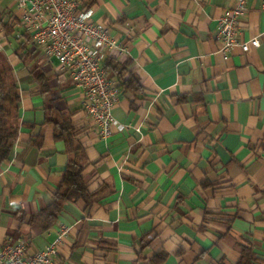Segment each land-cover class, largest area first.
Instances as JSON below:
<instances>
[{"label": "crops", "instance_id": "obj_1", "mask_svg": "<svg viewBox=\"0 0 264 264\" xmlns=\"http://www.w3.org/2000/svg\"><path fill=\"white\" fill-rule=\"evenodd\" d=\"M234 5L89 0L120 48L107 60L129 63L139 81L113 110L125 129L102 138L15 0H0V87L20 97L0 171V247L25 238L35 253L67 229L58 264H264V13L248 0L242 38L261 45L225 59L214 33ZM78 155L95 199L65 204L44 231L33 217Z\"/></svg>", "mask_w": 264, "mask_h": 264}, {"label": "built area", "instance_id": "obj_2", "mask_svg": "<svg viewBox=\"0 0 264 264\" xmlns=\"http://www.w3.org/2000/svg\"><path fill=\"white\" fill-rule=\"evenodd\" d=\"M260 3L264 13V0ZM23 12L22 24L33 45L44 55L47 65L55 61L59 69L73 80L85 115L93 121L102 138L122 132L125 126L113 115L120 101L116 79L106 68L110 52L119 50L105 24L92 19L85 0H15ZM248 13V0H235V5L218 20L214 38L220 43L225 59L234 49L243 53L258 49L260 35L244 41L242 20ZM68 230L63 229L58 240L45 250L29 253L30 243L18 238L0 247V264H58V246Z\"/></svg>", "mask_w": 264, "mask_h": 264}, {"label": "trees", "instance_id": "obj_3", "mask_svg": "<svg viewBox=\"0 0 264 264\" xmlns=\"http://www.w3.org/2000/svg\"><path fill=\"white\" fill-rule=\"evenodd\" d=\"M89 0H85V5ZM129 63H120L114 59H108L106 68L109 70L110 77L116 79L118 88L122 90H137L139 81L134 71L129 69ZM2 96L0 97V171L8 161L14 148L15 141L19 132L18 111L20 97L16 86L9 91H5L1 86ZM67 138V136H66ZM83 159L78 155L67 166L64 179L54 196L53 203L42 210L33 221L40 224L44 231H48L57 222L58 215L67 203L84 200L88 206L95 199L94 194L88 192L86 182L83 177ZM156 264V263H155Z\"/></svg>", "mask_w": 264, "mask_h": 264}]
</instances>
